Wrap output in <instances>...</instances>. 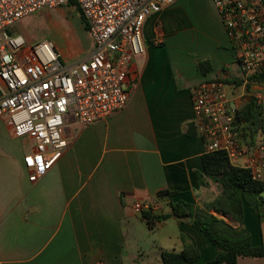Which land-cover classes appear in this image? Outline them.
Here are the masks:
<instances>
[{
  "label": "crops",
  "instance_id": "1",
  "mask_svg": "<svg viewBox=\"0 0 264 264\" xmlns=\"http://www.w3.org/2000/svg\"><path fill=\"white\" fill-rule=\"evenodd\" d=\"M83 29L85 36L75 42L80 54L70 61L56 42L43 40L53 44L62 62L71 63L92 50ZM142 38L144 54L131 64L137 87L127 106L86 127L71 121L64 130L67 148L38 182L29 183L23 165L32 142L15 136L0 118V264H162V253L179 254L185 243L197 251L196 264L216 257L204 234L173 216L147 229L159 260L140 261L143 252L130 244L143 241L136 228L147 224L144 212L171 215L170 199L158 192H174L171 202L202 210L220 197L214 183L201 179L199 185L195 178L203 173L205 148L195 130L192 91L216 80H240L234 51L211 0H177L162 8L146 20ZM203 60L208 65L201 72ZM224 85L251 99L243 83ZM136 202L149 210L134 212ZM209 213L232 229L240 227L229 215ZM241 228L252 246L264 247V220L245 204ZM237 264H264V257H239Z\"/></svg>",
  "mask_w": 264,
  "mask_h": 264
},
{
  "label": "built area",
  "instance_id": "2",
  "mask_svg": "<svg viewBox=\"0 0 264 264\" xmlns=\"http://www.w3.org/2000/svg\"><path fill=\"white\" fill-rule=\"evenodd\" d=\"M176 1L75 0L93 46L84 58L64 63L50 41L30 44L14 29L25 18L60 8L68 0H0V118L15 136L33 144L23 157L29 183L42 179L62 157L67 148L64 130L71 121L86 127L127 106L137 87L131 64L144 54L143 26ZM211 3L246 86L251 77L264 73V0ZM250 89L255 104L264 105V80ZM244 96L229 98L220 81L194 88L195 130L205 153H224L231 165L260 181L264 137L248 146L235 122ZM132 208L140 213L150 207L136 202Z\"/></svg>",
  "mask_w": 264,
  "mask_h": 264
},
{
  "label": "trees",
  "instance_id": "3",
  "mask_svg": "<svg viewBox=\"0 0 264 264\" xmlns=\"http://www.w3.org/2000/svg\"><path fill=\"white\" fill-rule=\"evenodd\" d=\"M67 5L80 14L75 0H68ZM83 25L87 29L84 21ZM207 65L206 60L199 62V71L203 72L201 69ZM263 80L264 73L258 74L250 78V84L261 83ZM221 82L234 84L236 87L243 83L241 80ZM250 84L246 85L248 91ZM235 122L239 137L246 141L248 146H253L264 137V105H256L251 96L250 101H245L237 112ZM201 162L203 173L195 174L197 183L201 185V179H207L218 184L221 189L220 197L209 208L202 210L183 201L173 203L171 198L176 195L174 192L160 191L159 197L170 199L171 215L151 216L147 214L148 212H144L142 215L147 221V226L153 229L157 222L164 221L169 216H173L177 221L191 222L196 230L204 234L217 252L212 261L203 264H237L239 257L263 258L264 247L252 246L249 234L241 227L243 204L257 215L260 222L264 220V183L253 181L248 170L231 165L222 152L205 153ZM209 209L229 215L239 223L240 227L232 229L224 221L210 214ZM161 260L162 264H196L198 253L191 245L185 243L181 253H162Z\"/></svg>",
  "mask_w": 264,
  "mask_h": 264
},
{
  "label": "rangeland",
  "instance_id": "4",
  "mask_svg": "<svg viewBox=\"0 0 264 264\" xmlns=\"http://www.w3.org/2000/svg\"><path fill=\"white\" fill-rule=\"evenodd\" d=\"M201 2L202 0H200V3ZM189 12L193 13L191 8H189ZM83 21L84 20H82L77 10L65 4L55 10L42 11L28 18H25L15 26L14 30L16 34L22 36L25 39V41L30 44L37 43L43 39L51 40L54 46H56L54 43L56 42L64 50L65 55L67 57L66 60L70 61L78 57L80 54L79 53L80 50L78 47L79 45H77L76 47L75 42L78 39V37H80V35L85 36L86 34L85 30L83 29ZM157 43L159 44L158 41ZM236 70L238 73H240L237 66H236ZM240 91H241L240 88L233 89L231 87H226V92L228 93L229 98H232L233 96L232 93H239ZM250 92L252 94V91ZM240 93L236 96L239 97ZM244 95L246 96L247 93L245 92ZM245 96L244 98H242L243 97L242 96L240 99V105H239L240 108L243 107L245 103ZM214 185L218 189H220V186L218 184L214 183ZM165 212H168L167 208L165 209ZM139 225L140 227L136 228V233L137 232L142 233L140 239L143 241L131 242L130 248L131 249L139 248V251L143 252V257L140 258V261L154 262L155 260H159L160 259L159 252L151 246V242L153 241V236L148 237L147 235V233H149L147 230L148 229L147 224L143 223ZM157 230L158 229L156 228L153 231H151V233H156Z\"/></svg>",
  "mask_w": 264,
  "mask_h": 264
},
{
  "label": "water",
  "instance_id": "5",
  "mask_svg": "<svg viewBox=\"0 0 264 264\" xmlns=\"http://www.w3.org/2000/svg\"><path fill=\"white\" fill-rule=\"evenodd\" d=\"M247 101H250V98H248V100Z\"/></svg>",
  "mask_w": 264,
  "mask_h": 264
}]
</instances>
